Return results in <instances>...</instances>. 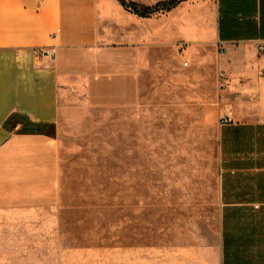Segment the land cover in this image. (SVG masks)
Returning a JSON list of instances; mask_svg holds the SVG:
<instances>
[{"label":"rangeland","instance_id":"rangeland-1","mask_svg":"<svg viewBox=\"0 0 264 264\" xmlns=\"http://www.w3.org/2000/svg\"><path fill=\"white\" fill-rule=\"evenodd\" d=\"M214 2L127 12L132 40L151 48L139 104L64 124L58 204L0 218V264H218L220 126L243 103L256 119L258 100L239 93L211 35L192 38Z\"/></svg>","mask_w":264,"mask_h":264},{"label":"crops","instance_id":"crops-1","mask_svg":"<svg viewBox=\"0 0 264 264\" xmlns=\"http://www.w3.org/2000/svg\"><path fill=\"white\" fill-rule=\"evenodd\" d=\"M201 9L214 12L213 22L204 16L192 38L206 45L211 35L233 64L239 93L258 100L256 119H246L253 112L243 103L220 126L218 264H264V0H215ZM128 13L117 0H0V218L58 204L68 120L139 104L151 48L132 40ZM191 18L181 24L191 27ZM14 115L53 125L55 135L5 127Z\"/></svg>","mask_w":264,"mask_h":264},{"label":"trees","instance_id":"trees-1","mask_svg":"<svg viewBox=\"0 0 264 264\" xmlns=\"http://www.w3.org/2000/svg\"><path fill=\"white\" fill-rule=\"evenodd\" d=\"M118 3L129 13L139 18H150L153 15L160 13H169L176 9L182 3L189 0H166L158 2L154 6H146L132 2L129 0H117ZM17 124H21L19 132L22 134H43L48 136H54L55 130L53 125H40L30 122L27 118L21 115L12 116L5 124V127H10L14 130ZM38 129V130H37ZM37 131V132H36Z\"/></svg>","mask_w":264,"mask_h":264},{"label":"built area","instance_id":"built-area-1","mask_svg":"<svg viewBox=\"0 0 264 264\" xmlns=\"http://www.w3.org/2000/svg\"><path fill=\"white\" fill-rule=\"evenodd\" d=\"M258 49H259V51L264 53V44L263 45H259ZM38 54L41 57H43V56H47V57L51 56V57H53V53H50L48 51L41 50V51H38Z\"/></svg>","mask_w":264,"mask_h":264},{"label":"water","instance_id":"water-1","mask_svg":"<svg viewBox=\"0 0 264 264\" xmlns=\"http://www.w3.org/2000/svg\"><path fill=\"white\" fill-rule=\"evenodd\" d=\"M38 130V129H37ZM37 132V131H36Z\"/></svg>","mask_w":264,"mask_h":264}]
</instances>
